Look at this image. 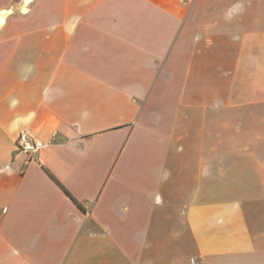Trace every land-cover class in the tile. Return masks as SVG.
<instances>
[{"label":"crops","instance_id":"1","mask_svg":"<svg viewBox=\"0 0 264 264\" xmlns=\"http://www.w3.org/2000/svg\"><path fill=\"white\" fill-rule=\"evenodd\" d=\"M193 261L264 264V0H0V264Z\"/></svg>","mask_w":264,"mask_h":264},{"label":"built area","instance_id":"2","mask_svg":"<svg viewBox=\"0 0 264 264\" xmlns=\"http://www.w3.org/2000/svg\"><path fill=\"white\" fill-rule=\"evenodd\" d=\"M14 146L16 151L29 155L41 150L44 144L34 137L29 128H22L17 134Z\"/></svg>","mask_w":264,"mask_h":264},{"label":"rangeland","instance_id":"3","mask_svg":"<svg viewBox=\"0 0 264 264\" xmlns=\"http://www.w3.org/2000/svg\"><path fill=\"white\" fill-rule=\"evenodd\" d=\"M193 264H195V261H193Z\"/></svg>","mask_w":264,"mask_h":264}]
</instances>
